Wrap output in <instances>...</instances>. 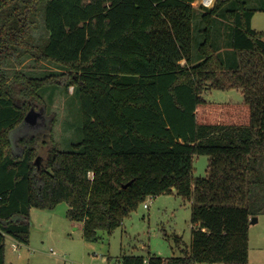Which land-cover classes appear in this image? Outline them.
Instances as JSON below:
<instances>
[{"label":"trees","instance_id":"trees-1","mask_svg":"<svg viewBox=\"0 0 264 264\" xmlns=\"http://www.w3.org/2000/svg\"><path fill=\"white\" fill-rule=\"evenodd\" d=\"M196 1L0 0V264L8 238L30 244L32 209L65 202L96 240L173 192L192 201L191 247L120 264H250L251 220L264 215V31L252 25L264 0H217L200 20ZM29 59L66 72L19 71ZM62 79L80 99L84 137L38 166V135L18 152L11 133ZM208 87L244 101H207ZM198 155L210 156V174L194 179Z\"/></svg>","mask_w":264,"mask_h":264},{"label":"rangeland","instance_id":"rangeland-1","mask_svg":"<svg viewBox=\"0 0 264 264\" xmlns=\"http://www.w3.org/2000/svg\"><path fill=\"white\" fill-rule=\"evenodd\" d=\"M205 0H197L198 20L201 5L212 8ZM250 7H256L262 0H247ZM212 5V6H211ZM223 20V19H219ZM254 26L264 31V12L255 14ZM198 23L195 22L194 35L198 34ZM224 35L220 36L221 47L226 48ZM19 71L32 76H43L48 73H65L48 62L27 60ZM67 80L59 84L47 85L39 91L44 99L38 103L40 112L35 124L23 123L11 133V141L18 152L17 142L20 138L37 134L39 153L36 158L38 166L44 164L48 150L58 147L71 150L84 137V115L80 99L74 94V86L66 87ZM207 101L216 103L243 102L244 95L238 89L222 90L207 88L202 95ZM39 161L37 162V159ZM210 156L198 155L194 160V179L207 177L210 174ZM145 204L149 207L146 208ZM69 206L61 203L54 210L35 209L31 216V244L24 245L20 251H13L7 239L6 259L9 264H120L123 256L140 255L149 261L150 255L161 257L180 256L181 248H190L192 243V201L184 199L176 192L148 197L136 210L125 217L123 224L109 233L98 232V239L87 240L83 235V225L67 217ZM80 226L79 229H76ZM182 244H177V238ZM249 262L264 264V215L259 221L250 225ZM211 264V263H197ZM224 264V263H215Z\"/></svg>","mask_w":264,"mask_h":264},{"label":"water","instance_id":"water-1","mask_svg":"<svg viewBox=\"0 0 264 264\" xmlns=\"http://www.w3.org/2000/svg\"><path fill=\"white\" fill-rule=\"evenodd\" d=\"M40 112L35 109V107H32V109L28 112V114L25 117V123H31L35 124L37 121V118L39 117ZM39 161V158L37 159V162ZM129 185V184H127ZM126 185V186H127ZM259 221V217H254L251 220V224H255Z\"/></svg>","mask_w":264,"mask_h":264},{"label":"crops","instance_id":"crops-1","mask_svg":"<svg viewBox=\"0 0 264 264\" xmlns=\"http://www.w3.org/2000/svg\"><path fill=\"white\" fill-rule=\"evenodd\" d=\"M258 13H259V12H258ZM254 18H255V15H254L253 20H252L253 28H255V26H254ZM255 29H256V28H255ZM256 30H258V29H256ZM34 210H35V209H32V211H31V216H32V213L34 212ZM77 223H78V222H77ZM82 225H83V223H82ZM79 228H80V226H77V227H76V229H79ZM9 239L13 240L12 238H9ZM30 244H31V241H30ZM30 244H29V245H30ZM14 245L17 246V249L14 248ZM29 245H27V246H29ZM23 246H24V244H20V243H18V242H16V241H14V242L11 243V247H12L13 251H20V249H21ZM6 264H9V263L7 262V259H6Z\"/></svg>","mask_w":264,"mask_h":264},{"label":"built area","instance_id":"built-area-1","mask_svg":"<svg viewBox=\"0 0 264 264\" xmlns=\"http://www.w3.org/2000/svg\"><path fill=\"white\" fill-rule=\"evenodd\" d=\"M208 4H212L213 3V0H205ZM213 5V4H212ZM211 5V6H212ZM145 207L148 208L149 205L148 204H145ZM14 248L17 249V246L14 245Z\"/></svg>","mask_w":264,"mask_h":264},{"label":"clouds","instance_id":"clouds-1","mask_svg":"<svg viewBox=\"0 0 264 264\" xmlns=\"http://www.w3.org/2000/svg\"><path fill=\"white\" fill-rule=\"evenodd\" d=\"M89 175H91V173H89Z\"/></svg>","mask_w":264,"mask_h":264}]
</instances>
